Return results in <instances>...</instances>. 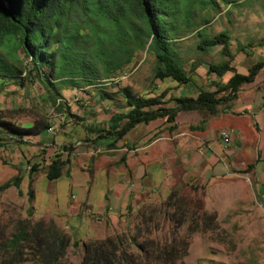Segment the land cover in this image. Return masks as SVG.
Instances as JSON below:
<instances>
[{"label":"trees","instance_id":"obj_1","mask_svg":"<svg viewBox=\"0 0 264 264\" xmlns=\"http://www.w3.org/2000/svg\"><path fill=\"white\" fill-rule=\"evenodd\" d=\"M208 2L211 0H0V94L10 85L24 89L40 83L47 92V103L63 112L70 109L63 89L79 87L82 81L97 85L111 80L131 63L137 51L145 49L156 51V80L171 79L179 87L186 86L193 77L177 60L171 40L179 36L177 19L182 18L184 23L195 6L205 7ZM198 35L201 37L200 49L221 47L227 57L223 63L209 65L208 77L215 75L217 78L210 81L209 89H202L197 98L174 99V107L164 106L162 99L166 93L146 98L136 96L130 88L123 89L128 112L113 115L104 128H88L96 136L94 143L109 140L108 147L113 149L139 125L165 120L167 129L173 131L180 113L216 115L221 109H228L242 88L253 83L263 71L264 61L251 66L245 75L237 71L229 32H221L212 38L203 37L201 31ZM228 73L233 76L223 83L222 78ZM109 99L105 91L100 93L101 101ZM71 116L74 117L71 110L67 111L65 118ZM51 125L47 112L36 117L30 128H20L17 122L6 121L4 116L0 118V128L21 140L25 136L41 135L49 131ZM203 129L204 125L193 128L196 131ZM84 142L90 144L91 140L86 138ZM68 148L63 147L48 165V180L56 181L62 177L69 158H64V152ZM40 166L43 164H34L32 173ZM255 168L256 164H251L247 171L253 172ZM22 182L23 177L17 176L1 190L13 186L22 195ZM29 197L34 199L33 191L29 192ZM179 202L177 192H172L168 204L181 212L176 221L170 219L176 229L182 228L195 215L179 206ZM205 215L202 223L196 221L195 226L206 227ZM153 219L151 212L147 222L144 221L147 227L143 233L148 237L142 242L128 234L88 241L84 245L82 264H177L186 255L188 245L181 249L174 241L160 242L150 238L153 230L147 228ZM137 236H143L141 230ZM4 238H0V264H66L71 245V238L54 221L20 222L18 231L6 240ZM182 241L186 243V240ZM74 246L78 247V244L75 242Z\"/></svg>","mask_w":264,"mask_h":264},{"label":"rangeland","instance_id":"obj_2","mask_svg":"<svg viewBox=\"0 0 264 264\" xmlns=\"http://www.w3.org/2000/svg\"><path fill=\"white\" fill-rule=\"evenodd\" d=\"M179 19L176 21L180 27L179 36L171 40V47L177 54V60L187 74L193 77L194 82L198 80L197 82L201 83L199 79H203L206 75L210 64L223 63L227 60L221 47L205 51L200 49L201 37L198 31L207 38H212L221 32H229L230 50L236 57L235 61L239 56L249 62L264 58V0H211L205 7L195 6L184 23L182 18ZM156 68V51L139 50L131 63L111 80L96 83L97 85H89L82 81L81 85L74 89L76 95L68 97L71 103L68 109L76 116H79L77 114L80 111L87 110L88 117L102 114L103 118H107L114 107H126L123 89L130 88L136 96L146 94L149 96L152 92L158 95L169 84L176 82L171 79L156 80L154 77ZM203 69L206 72L203 73ZM198 70L202 72L201 78L197 75ZM194 82L188 86L189 89L195 87L197 83ZM209 84L207 83L206 86ZM102 91L108 94L110 102L100 100ZM47 97V92L40 83L24 89L10 85L0 94V118L4 116L6 121L16 123L22 119L34 122L36 117L43 116L45 112H48V115L50 113L52 120L54 118L59 120L57 118L59 115L60 124L54 126L57 130L54 135L57 136L61 130L72 124L69 118H65L69 110L62 112L52 108L46 101ZM22 109L33 110L27 113L16 112ZM104 127L106 124L101 122L96 128ZM0 142L2 147L11 144L17 146L35 144L34 138L28 139V144H19L15 139L2 134H0ZM87 147L93 146L89 144ZM90 152L96 160L109 157L113 153L119 156V152H111V149L105 146ZM45 157L46 154L41 153L38 156L43 164L46 163H44ZM33 161L35 159L28 161L31 169L25 171L26 175L23 177L25 182L24 184L22 182V189L25 194L19 195L18 189L13 186L4 191L0 188V238L5 236L4 240L18 231L20 222L54 221L56 223V219L54 220L50 215L66 214L72 194L81 200L85 195V189H89L90 200L96 203L103 191L108 190L109 177H104L100 171L96 178H92L90 171H81L73 166L72 176L65 174L59 180L50 181L47 179L48 165L40 166L39 170L32 173ZM7 162L0 157V164L8 165ZM85 163L86 168L93 169L92 160L88 159ZM165 166L166 177L157 190L147 191L142 200L140 199L138 208L123 215L118 228L111 230L105 228L94 235L91 234L94 231L90 230V236H78L71 232L68 223L66 229L56 223L59 229L71 238L65 263L82 264L85 256L84 245L90 240L128 234L138 237L142 242L143 238L148 237L143 233L147 227L144 226V221L147 222L146 218H149L153 212V222H148L147 228L153 230L150 238L160 242L174 241L181 249H184L185 244L188 245L186 255L177 264H264V176H256L253 172L247 171V166L242 171L230 173L212 182H204L187 175L179 159L178 162L167 161ZM11 171L13 174L21 175L20 170ZM9 177L10 175L7 176L8 179ZM88 180H90L89 184ZM80 185L87 188L80 190ZM30 191L34 193L33 200H30ZM172 192H177L180 199L179 206L195 213L192 218L189 214L191 219L180 229H176L175 223L170 220L176 221L181 213L168 204ZM204 214H206L204 217L206 227L195 226L196 221L202 223ZM89 229L84 225L82 232L85 230L89 232ZM140 230L143 236L139 237L137 235ZM182 239L184 242L186 240V243H182ZM75 242L78 247L74 246Z\"/></svg>","mask_w":264,"mask_h":264},{"label":"crops","instance_id":"obj_3","mask_svg":"<svg viewBox=\"0 0 264 264\" xmlns=\"http://www.w3.org/2000/svg\"><path fill=\"white\" fill-rule=\"evenodd\" d=\"M262 61L264 58L249 62L239 56L234 65L240 74L245 75L253 64ZM203 71L206 72L204 69ZM196 72L201 78L202 72L199 70ZM207 72L203 79H199L201 83L195 80L197 84L191 89L188 86L194 81L182 87L177 83L169 84L160 93H166V97L162 99L164 106L174 107V99L197 98L202 89H209V85L206 84L217 78L215 75L208 77ZM232 76L233 73L226 74L222 82L227 83ZM74 89L63 91L69 106L71 103L68 97L76 95ZM160 94L154 95L152 92L151 95L146 94L142 97L155 98ZM114 108L107 118H103L102 114L88 117L87 110L80 111L77 114L79 116L74 114V117L69 118L72 124L61 130L57 136L50 133L52 126L60 124V118L58 115L59 120L55 118L52 120L50 113L51 130L38 136H25L21 140L0 128V132L2 131L0 134L15 139L16 143L28 144V139L32 138L35 141L34 146L29 144L0 146V157L8 161L6 163L8 165L0 164V188L17 176L24 177L25 171L31 169L28 166L29 160L35 159L33 164H43L41 158H38L40 153L46 154L45 164L49 165L63 147L67 146L69 150L71 147V152L64 153V158L68 156L69 158L62 177L65 174L72 176L73 166L81 171H90L92 178H96L100 171L104 177H109V187L107 191H103L96 203L90 200L89 189H85V195L81 200L72 194L67 213L50 216L56 219L58 226L65 229L69 227L76 235L90 236V230L94 231L91 233L94 235L105 228L109 230L118 228L123 215L131 210L135 211L147 191H156L166 177L167 161L178 162L179 159L187 175L204 182H212L230 173L242 171L251 164H256L253 171L256 176H264V69L253 83L242 88L238 98L228 109H221L216 115H205L200 112L180 113L176 120L177 128L173 131L167 129L165 120L153 121L143 127L139 125L111 149V152H119V156L113 153L110 158L93 159L90 150H96L101 146L108 147L111 141L101 140L94 143L96 136L88 128H96L101 122L107 126L113 115L127 113L129 110L127 105L125 108ZM17 125L20 128H30L33 122L22 119ZM201 125H204L202 131L193 130ZM225 133L229 136L228 140L222 137ZM86 138L91 140L89 143L92 148L87 147L89 144L84 142ZM88 159L93 161V169L85 167ZM13 169L20 170L21 175L13 174L11 171ZM15 175L17 176L14 177ZM6 179L8 180L4 182ZM87 182L89 184L90 180ZM79 188L81 190L87 187L80 185ZM21 191L22 195L25 194L22 184ZM84 225L90 228L89 232L88 230L82 232Z\"/></svg>","mask_w":264,"mask_h":264},{"label":"built area","instance_id":"obj_4","mask_svg":"<svg viewBox=\"0 0 264 264\" xmlns=\"http://www.w3.org/2000/svg\"><path fill=\"white\" fill-rule=\"evenodd\" d=\"M56 131H57L56 128L53 126L52 131H51L50 134L54 135V134L56 133ZM222 137H223L225 140H228V138H229V136H224V135H222ZM69 152H71V151L68 149V150H66L64 153H69Z\"/></svg>","mask_w":264,"mask_h":264},{"label":"bare ground","instance_id":"obj_5","mask_svg":"<svg viewBox=\"0 0 264 264\" xmlns=\"http://www.w3.org/2000/svg\"><path fill=\"white\" fill-rule=\"evenodd\" d=\"M224 136H228L227 133H225Z\"/></svg>","mask_w":264,"mask_h":264}]
</instances>
